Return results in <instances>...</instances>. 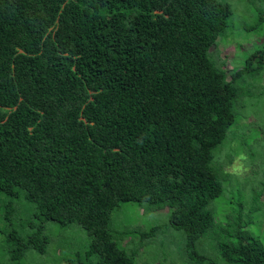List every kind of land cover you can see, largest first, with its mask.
<instances>
[{
  "label": "trees",
  "instance_id": "16d2710c",
  "mask_svg": "<svg viewBox=\"0 0 264 264\" xmlns=\"http://www.w3.org/2000/svg\"><path fill=\"white\" fill-rule=\"evenodd\" d=\"M230 13L220 0H0V264L45 253L49 220L87 232L78 260L134 264L110 226L127 201L168 207L188 258H204L234 83L264 76V48L229 80L207 54ZM227 224L224 262L264 264L263 243Z\"/></svg>",
  "mask_w": 264,
  "mask_h": 264
},
{
  "label": "rangeland",
  "instance_id": "374dc122",
  "mask_svg": "<svg viewBox=\"0 0 264 264\" xmlns=\"http://www.w3.org/2000/svg\"><path fill=\"white\" fill-rule=\"evenodd\" d=\"M220 1L231 8L228 26L206 52L229 80L231 71L242 66L250 52L264 48V20L259 19L264 15V0ZM234 85V120L214 149L222 192L207 206L214 219L212 227L195 241L196 251L204 258H188L185 234L170 225L168 207L153 209L146 203L127 201L113 209L110 226L119 246L127 252L137 249L134 264H226L219 254L225 239L221 228L235 221L264 245V76H243ZM155 225L160 226L152 234L141 236ZM45 233L49 236L45 253L29 250L23 264H95L85 257L78 260L89 242L79 225L60 226L49 220Z\"/></svg>",
  "mask_w": 264,
  "mask_h": 264
}]
</instances>
